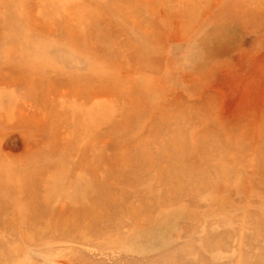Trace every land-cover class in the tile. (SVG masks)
Wrapping results in <instances>:
<instances>
[{
    "label": "rangeland",
    "instance_id": "obj_1",
    "mask_svg": "<svg viewBox=\"0 0 264 264\" xmlns=\"http://www.w3.org/2000/svg\"><path fill=\"white\" fill-rule=\"evenodd\" d=\"M47 2L61 20L92 6L112 26L55 21L41 34ZM93 26L95 42L80 34ZM71 102L108 111L104 130L126 108L141 113L89 139L88 125L64 133L86 124L71 122ZM176 138L160 146L166 161L136 154L137 167L121 165L129 185L99 172L100 194L103 184L125 193L131 213L108 235L28 240L29 223L0 208V264H264V0H0V197L16 186L9 167H45L71 143L70 166L89 167L82 148L97 144L96 165L118 168L136 145ZM137 210L146 220L132 219Z\"/></svg>",
    "mask_w": 264,
    "mask_h": 264
},
{
    "label": "bare ground",
    "instance_id": "obj_2",
    "mask_svg": "<svg viewBox=\"0 0 264 264\" xmlns=\"http://www.w3.org/2000/svg\"><path fill=\"white\" fill-rule=\"evenodd\" d=\"M91 8L92 6L89 8V10H86V17L82 15L83 19H80L79 16L75 18L77 19L76 22L79 23V25H77L75 23V19L73 20V23L69 20L59 19V14L56 11V8L53 6L52 2L42 3V7L37 9L43 12L44 15L42 16V20L35 21L33 29L37 30L36 27H38V24H41L43 27H45V30H41V34L44 33L53 35L52 32H48L49 29L46 28L53 27V23L55 21L70 22L68 23V26H70V24H74L77 27L79 26L78 31H81V28L86 22H91L92 24L96 23V25L100 27L103 26L110 28V26H112L111 22L106 23L108 19H106L105 16L94 15L93 13H90ZM95 28L96 27L93 26L91 29H89L88 34L86 35H83V33L81 32L80 34L85 39L95 42ZM74 30L76 29L74 28ZM119 33L120 30L118 29L115 34ZM125 45H127V48L130 49L131 45L129 42L127 43L126 41ZM101 46V44L95 45L96 48L104 50V48ZM136 53L137 52L133 51V54ZM71 104L73 105L72 108H70L71 110H69V117H71V122L75 123L76 120L79 122L80 120H83L86 124H82L80 122L76 125L70 124L68 126H65L64 133L69 127L77 126V128L70 134L79 135L80 129L83 126L88 125V127L90 128L89 136L84 135V137H89V139L92 137L99 138L100 135L103 134H107V136L108 134H117V129L119 127H123L128 125V123H132L134 119L137 118L141 113L139 109L133 106L126 108L119 113L121 121L118 123V126H110L106 128V130H104L102 122L106 120V114L108 113V111L101 112L100 110H98L95 112L94 109L96 107L92 104L89 106L83 105L85 108L81 109H77L76 102H71ZM65 107L66 106L64 105V107L59 108V110H62L63 112V117L66 113ZM179 140L180 138H176L172 139L171 142L168 141V144L159 143L158 145H154L151 142H146L143 145L138 144L133 147L129 153L125 154L124 161L118 165V168H113L111 162H109L106 168L104 164L96 165L97 161L95 159H98L100 156H102L100 152L104 153L103 148H100V150L99 148H97V144L95 146L89 144L82 148L84 158L81 157V161L88 163L89 167L83 166L82 162L75 167L70 166L67 163V160L69 159H67V157L65 156L70 155L74 150L75 152L79 151V147H77V149L74 147V145L72 146L71 143L69 149L66 148L67 150H65L63 148L61 153H57L58 155L63 154L65 156L61 155L55 157L56 159H52L53 161L46 160L45 167H37V170H34V167H30V170L20 169L17 170L18 172L16 175L13 173V169L9 167L8 179L14 180L16 186L15 188H13V190H7L5 192V197H0V208L3 210H8L11 213L10 223L12 220H14V222H17L19 219H21L20 221L23 223H29V226L26 227L27 229L19 232L20 236L25 237L28 240L42 238L44 239V236L46 234H50L53 238H60L61 236H64L65 238L68 237V239L72 238L74 240L85 237V235L91 231H96L103 235H108V233H110L112 230L113 223H121L123 213H131L130 210H126L122 207V203H125L126 201L125 193L123 194L119 190H114L113 187L112 191H105V187L103 184L101 186L102 192L100 194L99 189L95 187V185H99V172L103 175H108L109 170L112 169V173L114 171L118 172V176H116V178L120 179L119 177H123L122 179L124 181H127L123 184L121 183V185H129L128 180L124 179V177H127L128 175L125 173H121L120 171L121 165L126 164L128 167H137L138 159H135L134 162L132 161L136 154L141 156V158L143 159H145L144 157L146 156L150 157L152 155H159L160 157L158 158L162 159L163 157L161 153L163 151L160 146L166 147L167 145L173 144L175 141ZM84 142L86 141L84 140ZM110 147L111 148L109 150L111 152H115L116 148L114 146ZM153 147H155V149H153ZM53 149L54 147L52 146V150H49L50 154H52L51 152H53ZM176 149L177 151L173 154V157L177 155L179 147ZM47 154H45L44 156H47ZM162 161H166V159H162ZM93 162L95 165H91V163ZM64 167H67L68 170L62 172V168ZM45 170L49 171L50 175L49 173H45ZM15 178H18V180L19 178H25L27 181L23 185ZM134 179H138V176ZM179 186V184H175V187ZM115 197L122 199L121 203L118 202ZM54 201H67L72 203V205H80V207L73 209L59 208L55 210L53 209ZM145 210L147 211L148 209ZM1 215H3V213H0V216ZM131 216L132 219H145L144 210H137V213ZM14 225L15 224L12 223V227ZM2 230H6V227Z\"/></svg>",
    "mask_w": 264,
    "mask_h": 264
}]
</instances>
